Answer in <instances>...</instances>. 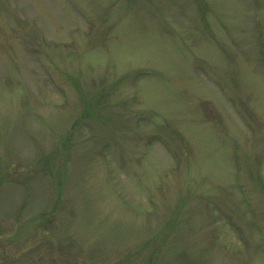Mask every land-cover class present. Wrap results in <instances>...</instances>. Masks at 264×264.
<instances>
[{
  "label": "rangeland",
  "instance_id": "1",
  "mask_svg": "<svg viewBox=\"0 0 264 264\" xmlns=\"http://www.w3.org/2000/svg\"><path fill=\"white\" fill-rule=\"evenodd\" d=\"M0 264H264V0H0Z\"/></svg>",
  "mask_w": 264,
  "mask_h": 264
}]
</instances>
